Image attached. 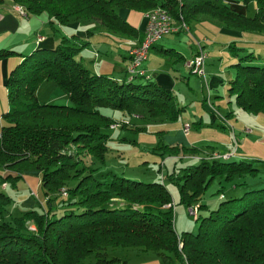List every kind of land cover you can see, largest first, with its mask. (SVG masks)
I'll list each match as a JSON object with an SVG mask.
<instances>
[{
	"label": "trees",
	"instance_id": "obj_1",
	"mask_svg": "<svg viewBox=\"0 0 264 264\" xmlns=\"http://www.w3.org/2000/svg\"><path fill=\"white\" fill-rule=\"evenodd\" d=\"M12 1L25 16L45 14L51 27L90 22L124 38H137L138 32L120 17V9L140 14L163 9L175 24L184 21L187 26L206 18L226 29L264 37V0H241L244 5L255 3L251 17L234 12L223 0ZM94 29L86 31L88 36ZM72 38L61 37L52 48L23 56L5 79L0 186H13L26 173H36L43 201L19 207L15 216L7 211L10 197L0 192V264H84L90 257L91 264H126L109 256L110 249L152 253L163 264H264V188L226 198L220 185L217 208L202 214L207 210L202 196L210 184L255 177L252 162L202 158L198 164L173 167L164 182L99 172L108 152L106 130L114 123L104 111L131 117L143 108L147 120L176 122L184 108L177 106L170 90L148 80L134 83L145 79L143 74L116 81L92 72L80 57L87 44ZM228 48L237 56L229 95L241 111L264 115V54L234 43ZM11 54L0 50V59ZM43 82L56 86L69 103H39L35 91ZM151 152L161 159L196 154L194 148L162 144ZM166 183L176 189V205L197 207L195 233H176L175 204Z\"/></svg>",
	"mask_w": 264,
	"mask_h": 264
},
{
	"label": "crops",
	"instance_id": "obj_2",
	"mask_svg": "<svg viewBox=\"0 0 264 264\" xmlns=\"http://www.w3.org/2000/svg\"><path fill=\"white\" fill-rule=\"evenodd\" d=\"M223 1L227 3L229 7L232 6V3H235L237 5L234 6L240 8L239 3L241 2V0ZM15 6L16 5L12 0H7V4L4 2V0H0V50L13 52V54H11L10 56H7L6 58L0 60V82L4 86V88L7 74L14 68L17 62H20L23 56L31 53L38 48L50 49L54 45L59 43L61 37H75L72 38L74 40L73 42H78L79 44H87L80 52V57L82 62L87 67H89L92 72L96 74L108 75L116 81L126 80V67L129 64L131 51L142 41L144 37L143 34L146 25L145 14L128 11L126 9L119 10L120 17L128 22L131 26H133L138 32L137 38L132 39L108 33L103 29L96 28L93 23L92 24L94 26L92 25L91 29H89L92 30L95 27L91 36H88L89 34L86 33L87 26L78 22L68 23L63 27V29L58 30L57 25H53L52 27L49 25L50 19H48L47 16L43 15L45 19L42 20L37 19L35 21H31L33 17H40L42 14L38 16L28 15L23 17L18 15V13L14 10ZM46 26H49L53 30L57 29L58 31H56L57 34L60 35V38L58 39L57 36L56 38L52 37V40H49L50 42L48 41L49 43L45 44L47 38L43 34V29ZM187 29V31H189L188 26ZM183 35H185V32L165 36L161 38L151 49L159 54V56H170L169 58L174 56V62L183 61V69L188 74V72L190 71L185 67V63L195 55L196 45L192 38L190 39L187 37L189 40H191L192 44L190 46L189 52L190 57L187 58L185 52L177 48V44H180V39ZM239 36L241 40L238 42V46L254 50L257 47H261V51L264 50V37L247 33H242ZM204 42H208L207 39H203L202 43ZM43 43L45 44L44 46L42 45ZM202 43H200L201 47ZM166 50H169L171 52H167ZM208 58L209 57L207 56L206 60H208ZM147 60L148 58L141 65L142 72H144L145 76L147 77L144 80L152 81L156 86L165 90H170L174 97H176L175 89L180 86L178 84V79L174 76V74H172V69L176 68V66L165 68L160 64L147 65L145 63ZM232 64H230V66H232ZM144 73H141L140 75H144ZM232 76L233 73H231L230 78H228L227 80L229 81ZM208 85L210 91H215L220 87L219 85L222 84H220V80L217 79V76H212V74H210ZM226 89H228V85H226ZM62 94L63 93L61 92L59 98L66 97L64 94ZM204 100L205 99H203L202 101L204 102ZM63 104L67 105L68 101H65V103ZM181 107L184 108L185 111L186 106ZM6 110L7 104L0 110V115ZM238 110L239 113H237V115L240 122H236L235 126L228 124L229 119L227 117L233 116V113L236 112H232V110H230L228 113H226L227 117L221 116L220 113H211L210 122L206 125L207 128L205 130L206 132H208L207 135L202 136L200 139L193 137L192 140H188L186 138V135L182 132V125L187 124V122L185 121H182L180 123L179 128H172L168 124L169 122H154L145 119L144 116L141 117L139 115V118L144 119V121L146 120L145 122L148 121L150 123L146 126L145 122L140 125L136 120H132L137 117V113L136 115H132L131 117H126L121 113H118V119L121 120L118 121V119L115 118V113L112 115L113 111L110 112L109 110H106L104 112L112 117L114 123H119L120 125L121 123H129L128 126L130 127H119L121 130L144 131V133L141 132V139L144 136V140L138 143L134 142L136 146L141 147L139 150L150 149L151 151L156 145L158 146L159 144L167 146L177 145L179 147H185L187 149H195L196 154L194 155L180 154L177 156H165L163 159H160V170L161 167L165 169L161 182H164V177L171 172V169L173 167L180 168L187 165L198 164L202 158H208L212 155L222 156L225 154H231L229 159L226 160H241L252 162L253 168L257 170V174L253 178H248L249 176L247 175L236 178L233 183H229V185L233 188L235 184L244 183L246 185L244 187H248V189L264 188V115H250L241 111L240 109ZM129 118L131 119L129 120ZM219 125L224 126L223 128H221ZM197 127H201L200 122L197 123ZM246 130H249V132H246ZM229 134L231 138L229 137ZM200 144L201 146H199ZM21 179H31V186H33V188L30 190H32L33 192L35 191L36 187L38 186V177L36 173H26L21 177ZM214 182L217 183L219 188L221 186H224L225 184L220 179H215ZM236 190L237 188H235L233 191L234 196L239 195L236 194ZM18 198L19 202L21 203L20 206L26 208H30L34 204L36 205V203L37 205L41 204L43 201L36 200V203H34L30 199H28V197L25 198L21 196ZM177 199L178 197L176 193L175 200H173L172 197V204H175V202H177ZM182 232L185 231L182 230L181 233Z\"/></svg>",
	"mask_w": 264,
	"mask_h": 264
},
{
	"label": "rangeland",
	"instance_id": "obj_3",
	"mask_svg": "<svg viewBox=\"0 0 264 264\" xmlns=\"http://www.w3.org/2000/svg\"><path fill=\"white\" fill-rule=\"evenodd\" d=\"M4 2L7 4V0H4ZM234 5L237 4L232 3L230 9L243 16L251 17L254 15L256 10V5L253 2L249 3L248 5H244L241 1L239 3L240 8ZM15 7H18V5H16ZM43 15L45 14H42L40 17H36V18L33 17L31 21H35L37 19L39 20L45 19ZM172 20L171 23L173 26H175L176 24L173 23ZM180 20L182 19L180 18L178 21ZM182 22L183 25L186 24L184 23V21ZM179 23L181 24V21ZM81 24L87 26V30L91 29V26L93 25L90 22H84ZM56 25L57 24H54V26ZM57 26H58L57 28L58 30L63 29L64 27L60 25ZM187 26L189 28V31L185 32V35L181 37L180 44H177V48L185 52V55L188 58L190 57L189 52H190V46L192 45L191 40H189L188 38L190 39L192 38V40L195 42V45L196 43H202L203 39L205 40L207 39L208 42L202 43L203 50L206 56L209 57L208 60H206L205 62V68H204L205 79L199 78L197 75L193 74L192 72H188L187 74V72L183 69V64H184L183 61L174 62L175 60L174 56H172L171 58H169L170 56H162V55L159 56V54H157L152 49H149L147 55L148 60L145 63L147 65L160 64L165 68L176 66V68L172 69V74H174V76L178 79V84L180 86H178L175 89V94H176L175 101L179 107L186 106L185 107L186 109L185 111L181 112L178 121L172 123L167 122V123L172 128H179L180 123L182 121L187 122V125H189V130L188 133L186 134V138L188 140H192L193 137L200 139L202 136L207 135L208 132H206L205 130L207 128L206 125L210 122L211 113H220L221 116L227 117L226 113L232 110V112H236V113H233V116L231 117L229 116L227 117L229 119L228 124L235 126L236 122H240L237 115V113H239V110L234 104L235 97L233 95H229L228 89H226V85H228L227 79L230 78L231 73H233V76L235 74V70L233 69V67L230 66V64L236 62L237 60V56L234 54V52L236 51H232L228 47L229 44L231 43H234L236 46H238V42L241 40L239 38L240 37L239 35H241L242 33L221 27L216 22L206 18L198 22H191ZM187 26L185 25V28H187ZM43 34L47 38L45 44L49 43L50 42L49 40H52V37L56 38L57 36L58 39L60 38V35L57 34V31L51 29L49 26H46L43 29ZM142 41L137 46H139L142 43ZM45 44L43 43L42 45L44 46ZM255 50L260 54H264V50L261 51V47H257ZM238 52L239 51H237V54L239 55L241 52L239 53ZM209 73L212 74V76L213 75L217 76V79L220 80V84H222L219 85L220 87L215 91H210L208 85L209 76H210ZM144 81L145 80L142 78L134 79V83H143ZM60 94L61 91L52 83H48V82L41 83L35 91V96L37 98V101L39 103H45V104L47 102H49L48 104L51 103L63 104L65 103V101H68L67 97L59 98ZM203 99H205L204 102L202 101ZM6 103H7L6 91L4 86L0 82V110L5 107ZM114 113H115V118L118 119L119 112L113 111L112 115ZM136 113H137V117L132 120L134 121L136 120L140 125H142L146 120L144 121V119H141L138 116L140 115L141 117L143 116L146 117L147 116L146 112L143 108H138ZM130 119L131 118H129V120ZM118 121L121 120L118 119ZM198 122H200V126H201L200 128L197 127ZM148 124H150L148 121L145 122L146 126ZM112 125H119V123H112ZM112 125L110 128H112ZM128 125L129 123H121V125H119L117 128L114 129L109 128L106 130V132L109 135V140L107 141L108 152L106 153L105 162L103 164H99V168H100L99 172L105 173L107 171H112L118 176H124L129 179L144 181V182L161 181V179H163V173L165 172V169L162 167L161 170L159 171L160 169L159 164L161 158L158 155L153 154L150 151V149L139 150L141 147L136 146L134 142L138 143L144 140L143 139L144 136L141 139V135H142L141 132L144 133V131L121 130L119 128V127L122 128L130 127ZM199 146H201V144ZM214 156H218V155H212L211 157H208V159H213ZM84 161L86 164H89L91 160L89 158H86L84 159ZM1 174H2V170L0 168V175ZM248 178H253V177L249 176ZM23 180L21 178L17 179L14 182L13 186L9 182H6L4 186H2L3 184L0 186V192L9 196L11 199L12 203L7 207V211L11 215L17 216L19 214L18 208L21 207L20 206L21 203L19 202L18 197L21 196L25 198L28 197V199H30L34 203H36L35 202L36 200L38 201L42 200L39 187L38 186L36 187L34 193L32 190H30L33 188V186H31L32 184L31 179H23ZM166 186L171 192L173 200H175L176 189L174 188V186H172L169 183H166ZM218 188L219 187L217 183L213 181L205 191L204 195L202 196L203 203L207 206V210H203L202 212L203 215H207L209 213V210L217 208L219 201L217 199L218 195H216L215 193L218 190ZM234 189L235 188H232L229 184L228 185L224 184V190H223L224 196L226 198L230 196H234L233 195ZM247 189L248 187L238 186L236 190L237 191L236 194L237 195L239 194L238 196L241 197L244 191H246ZM198 225L199 223L195 222L194 218L188 215L187 207L183 205H176L175 202L174 229L176 230L177 234H180L182 230H184L185 232L195 233L198 229ZM138 253L139 252L137 251L121 250V249H110L108 251L109 256L123 260L126 262V264H163L161 262V259L152 253H142V254H138ZM93 261H94L93 257H90V259H87L84 262V264H89V263L91 264V262ZM118 264H123V263L121 261Z\"/></svg>",
	"mask_w": 264,
	"mask_h": 264
},
{
	"label": "built area",
	"instance_id": "obj_4",
	"mask_svg": "<svg viewBox=\"0 0 264 264\" xmlns=\"http://www.w3.org/2000/svg\"><path fill=\"white\" fill-rule=\"evenodd\" d=\"M167 20H170V19H165V17L163 16V9H162V13H157L156 18L152 19L151 21H146L145 30L148 33V40L149 39H161L171 34L188 32L187 30L183 28L182 21H181V25H175V27H167ZM133 53H134V62H129L126 68V76L136 78V73H144L142 72L141 65L146 59L143 57L142 52H133ZM206 58L207 56L203 50V47H201L200 43H196V53L190 59V66L188 70L192 71L193 74L197 75L199 78L205 79L204 68H205ZM144 77L147 78L145 76V73H144ZM119 125H112V128L113 129L117 128ZM188 130L189 129L186 126V124H183L182 132L186 135L188 133ZM246 132H249V130H246ZM230 156L231 154H225L222 156H214L213 159L226 160V159H229ZM2 186H4V184ZM61 194L62 196H66L65 191H61ZM170 206L171 205H168V207ZM187 213L189 216L195 219L197 216V207L196 206L188 207Z\"/></svg>",
	"mask_w": 264,
	"mask_h": 264
},
{
	"label": "bare ground",
	"instance_id": "obj_5",
	"mask_svg": "<svg viewBox=\"0 0 264 264\" xmlns=\"http://www.w3.org/2000/svg\"><path fill=\"white\" fill-rule=\"evenodd\" d=\"M14 10L20 15V16H23L25 17V10H23L22 7L18 6V7H15ZM157 13H162V9H155V10H152L148 13L145 14V18H146V21H151L152 19L156 18L157 16ZM163 16L165 17V19H170L169 15L163 10ZM183 23V22H182ZM176 25H181L180 23L176 24ZM167 27H175L172 25L171 23V19L170 20H167ZM183 28L185 30H187V28H185V26L183 25ZM160 39H149L148 40V33L146 32V30L144 31V38H143V41L142 43L137 46L136 48H134L131 52V61L130 62H134V53L133 52H142V55L145 59H147V55H148V51L149 49L152 48V46L158 42ZM189 66H190V60L187 61L185 63V67L187 69H189ZM192 72V71H190ZM193 73V72H192ZM141 73H136V75H140ZM132 79V78H131ZM186 126L188 127L189 129V125L186 124ZM179 247H181V244L179 245Z\"/></svg>",
	"mask_w": 264,
	"mask_h": 264
}]
</instances>
